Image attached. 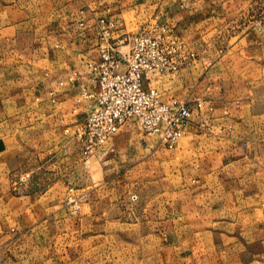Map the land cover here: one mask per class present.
Returning <instances> with one entry per match:
<instances>
[{
	"label": "crops",
	"instance_id": "crops-1",
	"mask_svg": "<svg viewBox=\"0 0 264 264\" xmlns=\"http://www.w3.org/2000/svg\"><path fill=\"white\" fill-rule=\"evenodd\" d=\"M252 2L0 0L2 264H264V29L241 23ZM102 17L120 33L134 21L168 24L197 54L177 74L143 79L162 101L194 109L183 138L197 149L195 167L175 172L179 183L166 180L160 150L175 164L183 138L167 149L128 122L94 155L115 178L89 188L82 146L64 130L92 110L80 93L95 84L89 62L101 59ZM22 173L31 180L16 186ZM135 185L139 201L129 211ZM71 187L87 193L76 210L67 202ZM112 222L136 237H124V260L114 249L102 261L94 237ZM86 238L98 245L91 253Z\"/></svg>",
	"mask_w": 264,
	"mask_h": 264
},
{
	"label": "built area",
	"instance_id": "built-area-1",
	"mask_svg": "<svg viewBox=\"0 0 264 264\" xmlns=\"http://www.w3.org/2000/svg\"><path fill=\"white\" fill-rule=\"evenodd\" d=\"M256 26L261 27L258 22ZM100 61L89 62L94 72V86L82 88L81 100H92V110L81 124L64 133L72 134L82 146L83 159L88 161L99 151H106L109 143L128 122L136 124L142 133L156 135L167 149H174L186 132L194 109L185 100L171 103L161 100L156 88L147 89L143 79L153 72L161 75L177 74L190 65L197 54L174 32L168 24L156 21L151 29L120 33L107 17L96 25ZM128 46L127 52L120 49ZM52 101H55L51 93ZM201 126L208 129V123ZM28 174L22 173L14 184H25ZM87 193L76 195L69 188L67 202L79 207V200ZM137 196L134 195L133 199Z\"/></svg>",
	"mask_w": 264,
	"mask_h": 264
},
{
	"label": "rangeland",
	"instance_id": "rangeland-1",
	"mask_svg": "<svg viewBox=\"0 0 264 264\" xmlns=\"http://www.w3.org/2000/svg\"><path fill=\"white\" fill-rule=\"evenodd\" d=\"M243 13H244L243 14L244 16L241 22L243 23V28H246V27L251 28L252 25L254 26L255 23L259 22L261 24V27L259 28L264 29V0H253V2L249 5V7H247L243 11ZM140 20H144V19H140ZM144 21L142 23L134 21V23L129 25V30L131 32H140L141 30L145 28L151 29L153 27V24L156 22L155 20H153L151 23L149 22V24H146ZM138 131L140 135L147 136L146 134L142 133L140 129ZM190 139L191 137L182 139L181 144L182 146L185 147V149H183V151H177L178 153L177 162L175 164L168 161L169 159H167L166 157V155L170 153L168 150H166L164 147H162L163 149L160 150L161 156L164 160V171L166 175V180H170L169 182L172 181L174 183H179L181 181V176L180 175L175 176L174 175L175 172L178 171V174H179L180 170H190L195 167V165L192 162V157L197 156V149H193L192 147L190 149L188 147L190 144ZM106 160L107 159H104V158L100 160L98 157H95V156H92L91 158H89L88 162L83 159L82 163L84 166H86L85 170L87 173L90 174V177H91L89 188H92L93 186H98L100 184H105L106 181H108V179L115 178L113 176V171H110V169L108 168V164ZM30 180L31 179H29L28 182L25 184H29ZM69 183H71V185H75L76 187H78L75 184V181L73 180L72 182L69 180H66V184H69ZM25 184H20V185H25ZM135 187H137V185H135L134 187H131V189H128L126 193L127 195L131 196V199L127 201L129 205V211H133L134 208L136 207V204L139 201V194L138 192H136ZM65 191H66V187L63 186V193L62 194L60 192L58 193L62 197H64ZM130 191L133 193L130 194ZM134 195L137 196L136 199H133ZM87 232H91L94 235H96L97 233L96 231L95 232L87 231ZM87 232L84 233L86 237L89 235ZM99 233H100V236H96L94 238L95 240H97L100 246V252L102 254L101 255L102 261L108 260L111 257H114L116 250H117L116 252H117L118 260H121L119 259L120 256L124 260V252L129 251L126 249V242L124 241V237L129 240H133V241L136 237V233L133 228L122 230L118 222L117 223L116 222L106 223V226H104V223H102V227ZM94 238L85 239V244H86L88 253H91L93 251V248L98 246L93 243ZM110 249L113 252L112 254H110ZM2 263H4V261L0 253V264Z\"/></svg>",
	"mask_w": 264,
	"mask_h": 264
}]
</instances>
